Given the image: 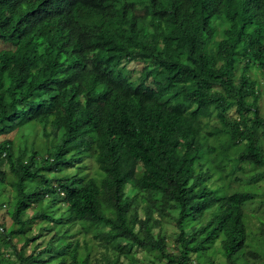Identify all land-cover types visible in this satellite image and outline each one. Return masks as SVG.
I'll return each instance as SVG.
<instances>
[{"label":"trees","instance_id":"1","mask_svg":"<svg viewBox=\"0 0 264 264\" xmlns=\"http://www.w3.org/2000/svg\"><path fill=\"white\" fill-rule=\"evenodd\" d=\"M0 44L9 46L0 50V136L38 125L57 140L46 155L0 142V182L7 164L15 189L8 239L36 220L61 223L48 211L63 203L67 221L85 231L103 224L111 238L157 251L167 264H191L217 240L234 264L248 238L244 207L256 196H219L209 186L212 174L199 162L202 122L215 116L219 127L207 136L240 147L239 171L261 170L247 185L264 177V116L248 73L264 76V0H0ZM131 63L141 67L135 78ZM84 155L98 177L46 176ZM32 205L38 210L25 219ZM174 212L177 256L152 234L154 214ZM71 246L56 264L65 256L88 264ZM23 250L18 264L47 262Z\"/></svg>","mask_w":264,"mask_h":264},{"label":"rangeland","instance_id":"2","mask_svg":"<svg viewBox=\"0 0 264 264\" xmlns=\"http://www.w3.org/2000/svg\"><path fill=\"white\" fill-rule=\"evenodd\" d=\"M8 45L0 44V50L8 49ZM131 76L135 78L139 74L141 67L131 63L127 66ZM249 77L258 83L259 87V111L264 116V76L256 69H251ZM232 114V113H231ZM203 136L202 146L203 154L199 157V162L205 166L206 171L212 174L209 186L218 192L219 196L230 194L234 191H247L255 194V200L244 207L247 225V242L243 251L234 257V264H264V177L254 184L247 185L246 178L255 172L248 166L244 171H239L238 163L235 159L240 147L233 148L223 137H208L207 133L212 127H219V122L215 116L203 120ZM51 131L47 128V133ZM53 135L45 136L43 129L38 125L27 126L21 128L9 135L0 136V142L10 140L13 142L14 151L24 149V147L33 148L39 155H46V150L57 142ZM262 145L264 149V137H262ZM206 146H212V152L205 150ZM4 179L0 182V264H18L17 253L23 248L24 256L30 254L38 255V258L47 261L45 264H56L57 253L68 243L72 246L68 251L77 244V254L79 258L86 259L88 264H167L157 251H148L139 247L130 246L123 239H113L108 234L109 228L103 224L91 226L85 231L76 221H67L66 205L57 203L51 211L56 220L61 223H47L45 221L36 220L27 225L23 236L7 238L8 230L13 227L10 210L14 203L15 189L14 178L10 174L7 164L1 168ZM140 173V168L137 169ZM99 171L97 164L92 157L84 155L80 162H74L62 167L56 173H46L48 178L58 177L70 179L74 176L87 181L98 177ZM37 185L38 183H33ZM55 185V183L53 184ZM57 188V187H56ZM125 193L129 196L130 188L127 187ZM61 195V194H60ZM139 206L138 216L143 217L142 209L145 203L142 197L138 196ZM49 198H45L43 204L49 202ZM104 209V206H103ZM38 210L37 205H32L24 214V218L28 219L34 216ZM47 212V211H46ZM173 216L159 217L157 214L153 216L152 234L155 238H162L165 243V252L177 256L180 251L179 244L176 241L178 229L174 222ZM65 222V223H64ZM205 222V218L202 219ZM64 223V224H63ZM1 227L3 229H1ZM197 227V226H196ZM3 230V231H2ZM58 235L61 239L53 245H49V241ZM29 240L25 245V240ZM9 242V244H7ZM54 246V252L40 253ZM56 247V249H55ZM128 248L125 252L120 248ZM67 253V252H66ZM66 255V254H65ZM65 264L70 262L68 256L63 258ZM227 260L222 254L220 242L217 240L207 250L199 255L191 256V264H227Z\"/></svg>","mask_w":264,"mask_h":264}]
</instances>
